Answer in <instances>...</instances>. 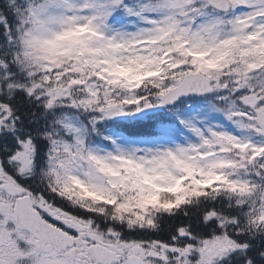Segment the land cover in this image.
I'll use <instances>...</instances> for the list:
<instances>
[{"label": "snow or ice", "instance_id": "6c2138e0", "mask_svg": "<svg viewBox=\"0 0 264 264\" xmlns=\"http://www.w3.org/2000/svg\"><path fill=\"white\" fill-rule=\"evenodd\" d=\"M0 264H264V0H0Z\"/></svg>", "mask_w": 264, "mask_h": 264}]
</instances>
